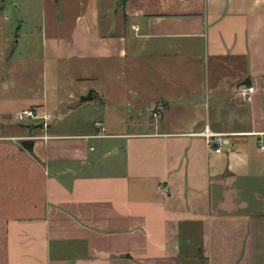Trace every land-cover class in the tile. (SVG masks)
Masks as SVG:
<instances>
[{
  "label": "crops",
  "instance_id": "0c3cea01",
  "mask_svg": "<svg viewBox=\"0 0 264 264\" xmlns=\"http://www.w3.org/2000/svg\"><path fill=\"white\" fill-rule=\"evenodd\" d=\"M16 1V34L0 1V264H264V0ZM116 67L139 68L129 100L154 128L107 134ZM32 108L44 131L18 121ZM63 109L84 120L59 132ZM97 123L125 140L101 157Z\"/></svg>",
  "mask_w": 264,
  "mask_h": 264
},
{
  "label": "rangeland",
  "instance_id": "374dc122",
  "mask_svg": "<svg viewBox=\"0 0 264 264\" xmlns=\"http://www.w3.org/2000/svg\"><path fill=\"white\" fill-rule=\"evenodd\" d=\"M1 1V0H0ZM33 2L34 10L38 16L43 14V2L41 0H30ZM18 2L16 0H4L3 6L7 13L11 15V19L8 22H4L6 30L12 31L16 34L20 25V18L22 17L24 9H16ZM119 7V1L115 3V9ZM118 22L122 20V16L118 15ZM120 23V22H119ZM120 31V29H118ZM1 61V60H0ZM0 64H2L0 62ZM6 68V67H5ZM4 70V68H3ZM104 69H102L103 71ZM3 75V76H2ZM7 73L1 71L0 76L5 78ZM5 76V77H4ZM139 68L128 69V68H109L107 71L104 70L101 75V83L104 87V94L107 99L106 107L108 110L103 111L100 120H103L107 125V134H127L131 132H139L149 129V126L154 128V116L152 110L143 107L141 99L135 102H130V88H134L141 92V85L139 83ZM133 104L132 106L130 104ZM66 108V107H65ZM103 109V108H102ZM66 109H63L59 115H63V118L56 122L54 127H57L59 132L65 131L66 126L68 128L72 125L77 124V120H80L84 116L80 115H65ZM95 116L92 117V119ZM52 118V117H51ZM53 118H56L55 116ZM90 118V117H89ZM99 118V116L97 117ZM156 119V118H155ZM91 119H88V124ZM31 122L27 121L26 123ZM91 122V121H90ZM87 124V125H88ZM144 124V125H143ZM77 125L72 128H76ZM146 126V127H145ZM44 131V130H43ZM50 131V130H49ZM48 131V132H49ZM54 130H51V133ZM77 132V130L73 131ZM50 133V132H49ZM96 134V133H94ZM124 139L117 140H92L91 145L97 148L98 155L101 157V153L107 145H120L124 144ZM114 160H111V162ZM110 163V162H109Z\"/></svg>",
  "mask_w": 264,
  "mask_h": 264
},
{
  "label": "built area",
  "instance_id": "2783aa9c",
  "mask_svg": "<svg viewBox=\"0 0 264 264\" xmlns=\"http://www.w3.org/2000/svg\"><path fill=\"white\" fill-rule=\"evenodd\" d=\"M254 92L255 88L253 86H247L242 87L239 94L242 95L246 100L250 101ZM17 119L19 122L31 121L32 123H43L45 128L48 125L50 116L40 114L36 109L32 108L18 114ZM96 126L99 128V131H97L93 136L87 137L88 139H101L106 137L104 136V129L102 125L100 123H97ZM201 135L205 139L208 147L213 153L220 154L225 151L226 135L214 133L208 127L205 128ZM45 138L47 139L48 137ZM260 149L264 150L263 144L260 145Z\"/></svg>",
  "mask_w": 264,
  "mask_h": 264
},
{
  "label": "water",
  "instance_id": "95a60500",
  "mask_svg": "<svg viewBox=\"0 0 264 264\" xmlns=\"http://www.w3.org/2000/svg\"><path fill=\"white\" fill-rule=\"evenodd\" d=\"M122 2L119 1V7L121 6ZM93 98V93L89 92V94L85 97L81 98L82 102L85 101H89ZM27 127V129H29L30 133H32L34 130H44V124L43 123H39V124H29V125H25Z\"/></svg>",
  "mask_w": 264,
  "mask_h": 264
},
{
  "label": "trees",
  "instance_id": "16d2710c",
  "mask_svg": "<svg viewBox=\"0 0 264 264\" xmlns=\"http://www.w3.org/2000/svg\"><path fill=\"white\" fill-rule=\"evenodd\" d=\"M22 145H23V147L26 149V150H28L29 152H33V145H34V143L31 141H24L23 143H22Z\"/></svg>",
  "mask_w": 264,
  "mask_h": 264
}]
</instances>
